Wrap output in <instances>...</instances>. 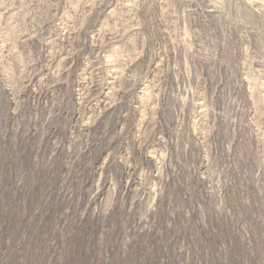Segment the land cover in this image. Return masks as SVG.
Masks as SVG:
<instances>
[{
    "label": "rangeland",
    "instance_id": "obj_1",
    "mask_svg": "<svg viewBox=\"0 0 264 264\" xmlns=\"http://www.w3.org/2000/svg\"><path fill=\"white\" fill-rule=\"evenodd\" d=\"M0 264H264V0H0Z\"/></svg>",
    "mask_w": 264,
    "mask_h": 264
}]
</instances>
